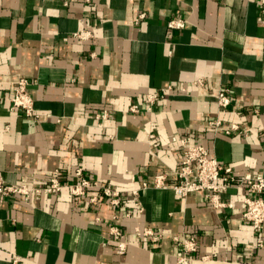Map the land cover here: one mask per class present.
I'll return each instance as SVG.
<instances>
[{"label": "crops", "instance_id": "obj_1", "mask_svg": "<svg viewBox=\"0 0 264 264\" xmlns=\"http://www.w3.org/2000/svg\"><path fill=\"white\" fill-rule=\"evenodd\" d=\"M263 2L0 0V176L40 185L55 170L72 180L81 167L124 192L118 207H92L68 188L28 201L0 197V264H176L172 236L181 233L198 240L192 264H264V247L240 219L243 186L222 192L231 206L218 211L202 193L179 197L151 183L157 173L173 181L181 158L173 137L203 145L237 180L264 175ZM177 17L184 27L168 28ZM80 28L92 37L74 38ZM21 77L38 121L10 109ZM223 88L232 99L226 108L215 97ZM150 93L158 99L147 110ZM102 110L106 119H97ZM214 119L244 131H214ZM144 181L138 212L131 191ZM109 223L128 242L124 254L115 252ZM144 226L161 234L156 243L136 237L134 228ZM206 253L212 257L203 262Z\"/></svg>", "mask_w": 264, "mask_h": 264}, {"label": "built area", "instance_id": "obj_2", "mask_svg": "<svg viewBox=\"0 0 264 264\" xmlns=\"http://www.w3.org/2000/svg\"><path fill=\"white\" fill-rule=\"evenodd\" d=\"M260 17L264 20V2L259 7ZM144 17V13H140L134 19L137 23ZM167 27L178 30L184 27L185 19L181 17L171 18L167 21ZM92 31L88 28H80L75 31L72 36L78 40L86 41L92 37ZM197 85H203V80L198 79ZM30 82L26 78H19L14 85L13 95L10 99V109L19 110L22 114L32 120L38 121L40 115L35 110L34 100L30 93ZM217 104L221 108L231 105L232 99L228 93V89H220L216 95ZM158 99L157 94L150 93L146 95V109L150 110ZM132 112H137L138 107L132 105ZM107 110H102L96 114L97 119H106ZM214 131H222L226 135L234 132H243L236 123L223 124L219 119L209 121ZM173 141H177L181 145V158L179 166L173 171L172 183H167V175L165 173H157L152 178V185L156 188L170 189L176 196L186 197L193 193H202L206 201L215 209L223 210L230 207L231 203L222 200L221 193L230 185L236 187L243 186V210L241 212L242 223L252 227L255 235V244L257 247H264V239L262 233L264 231V175L263 174H244L237 180L234 170L231 166L225 165L212 156L208 149L201 144H191L187 138L173 137ZM149 183L144 181L141 188L131 191L133 205L138 212H142L143 208L139 200L140 191L148 188ZM63 188H68L70 194L74 197L87 198L89 204L94 207L100 201H106L112 207H118L122 203L124 192L111 187V185L95 179L87 177L81 167H77L73 171V179H64L58 170L40 185L29 183L26 178H22L17 183H9L0 176V197H21L28 201L32 195L46 194L54 195ZM126 217H131L130 212L125 213ZM117 216L114 215L113 219ZM108 233L114 241L115 252L124 254L128 248V242L123 238L122 230L114 223H109ZM134 233L138 238H146L150 243H156L161 234L153 228L135 227ZM172 241L179 250L176 254V264H192L196 259L198 251V240L195 235L191 234H175ZM107 238L104 239L103 245L107 244ZM212 254L206 253L199 257L203 262L211 259Z\"/></svg>", "mask_w": 264, "mask_h": 264}]
</instances>
